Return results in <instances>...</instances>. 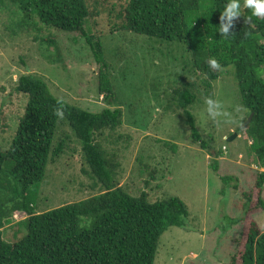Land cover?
<instances>
[{
  "label": "trees",
  "instance_id": "obj_1",
  "mask_svg": "<svg viewBox=\"0 0 264 264\" xmlns=\"http://www.w3.org/2000/svg\"><path fill=\"white\" fill-rule=\"evenodd\" d=\"M228 2L114 0L105 3V11L113 31L153 41L161 58L180 53L184 68L179 85L168 94L165 111L181 113L192 144L201 149L207 144L189 108L198 94L211 97L213 82L232 68L240 104L247 117L251 115L244 133L252 140L257 167L264 169V18L252 16L245 8L240 17L233 18L225 38L219 26ZM103 4L98 0H0V13L18 17L14 26L83 37L98 66V94L106 104L92 113L54 96L39 77L26 74L17 79L15 91L26 97V103L14 136L0 147V264H154L162 234L172 227H188L189 213L178 197L151 203L144 192L134 197L120 187L117 156L97 141L104 131H115L122 117V99L112 82L101 40L86 32L87 23L99 16ZM35 40L53 48L45 56L50 64L64 67L52 36ZM175 47L180 51L171 49ZM209 58L217 60L219 70L208 66ZM63 126L80 146L85 173L93 181L91 189L100 193L51 210L45 205L46 211L39 212V197L48 198L41 196V185L49 164L75 149L71 136L59 134ZM212 169L217 171V161ZM222 181L237 179L224 177ZM254 188L260 209L252 212L251 195L244 192L243 221L253 214L238 260L232 257L230 264H264V228L253 220L264 210V172L258 174ZM241 221L227 220L230 227ZM7 225L9 229L16 226L9 242L3 238Z\"/></svg>",
  "mask_w": 264,
  "mask_h": 264
},
{
  "label": "rangeland",
  "instance_id": "obj_2",
  "mask_svg": "<svg viewBox=\"0 0 264 264\" xmlns=\"http://www.w3.org/2000/svg\"><path fill=\"white\" fill-rule=\"evenodd\" d=\"M98 1L103 4L105 0ZM105 3L99 7V16L87 23L86 32L101 40L112 82L122 99V117L115 131H104L97 141L116 154L120 165L117 183L131 196L144 192L151 203L178 197L189 213L187 228L172 227L162 234L154 264H230L232 257L238 260L243 249L249 217L260 209L254 183L264 172L257 167L252 140L244 133L249 118L240 104L233 70L225 69L213 82L211 95L222 102L230 119L217 122L209 118L204 103L208 97L200 94L189 108L207 144L201 149L192 144L181 113L165 111L168 94L179 85L184 68L180 53L177 58H161L156 53L159 46L153 41L113 31ZM240 4L243 11L244 0ZM10 9L14 11L12 6ZM17 20L10 12L0 13V147L11 141L24 113L26 97L15 91L22 75L39 77L54 96L77 108L98 113L106 107L98 94V66L83 37L55 29L37 33L32 28L14 26ZM50 36L60 49L64 67L50 64L45 56L52 54L53 48L35 40ZM59 134L71 136L75 149L49 164L41 185V196L48 198L39 197V212L46 211V206L51 210L100 193L91 189L93 181L85 173L80 146L70 130L63 126ZM234 134L237 137L227 141ZM214 161L217 171L212 169ZM224 177L237 181L223 183ZM244 192L251 195L249 207L253 213L243 221ZM236 218L242 221L230 227L227 220ZM253 220L264 228V210ZM10 226H5L3 234L8 242L16 230V226Z\"/></svg>",
  "mask_w": 264,
  "mask_h": 264
},
{
  "label": "clouds",
  "instance_id": "obj_3",
  "mask_svg": "<svg viewBox=\"0 0 264 264\" xmlns=\"http://www.w3.org/2000/svg\"><path fill=\"white\" fill-rule=\"evenodd\" d=\"M243 6L251 10L252 16L264 18V0H244ZM240 9V0H229V2L225 5L220 17L222 21L219 26L220 35L225 38L228 37L226 34L228 33L229 27L232 26L231 21L233 20V18L241 16ZM225 19H227V21L229 22L228 24L223 23ZM250 19L251 17H249V21ZM207 64L210 68L215 70H219L221 67L215 58H209L207 60ZM204 103L206 105L207 116L212 120L219 122V120L221 119H230V114L224 111V106L221 101L208 97L205 98ZM57 114H59V112ZM222 150L224 152L226 148L223 147Z\"/></svg>",
  "mask_w": 264,
  "mask_h": 264
},
{
  "label": "water",
  "instance_id": "obj_4",
  "mask_svg": "<svg viewBox=\"0 0 264 264\" xmlns=\"http://www.w3.org/2000/svg\"><path fill=\"white\" fill-rule=\"evenodd\" d=\"M250 118H251V115H250V117H249V120H250ZM249 120H248V121H249ZM236 137H237V135L234 134V135H232L231 137H229V138L227 139V141H233Z\"/></svg>",
  "mask_w": 264,
  "mask_h": 264
}]
</instances>
